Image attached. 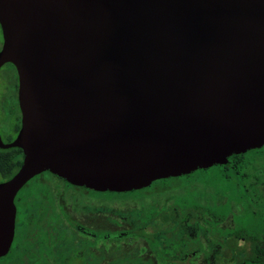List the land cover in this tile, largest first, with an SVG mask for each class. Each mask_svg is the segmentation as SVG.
Returning <instances> with one entry per match:
<instances>
[{
    "label": "water",
    "instance_id": "1",
    "mask_svg": "<svg viewBox=\"0 0 264 264\" xmlns=\"http://www.w3.org/2000/svg\"><path fill=\"white\" fill-rule=\"evenodd\" d=\"M0 67L18 76L15 196L49 171L129 191L264 146V0H0Z\"/></svg>",
    "mask_w": 264,
    "mask_h": 264
},
{
    "label": "rangeland",
    "instance_id": "2",
    "mask_svg": "<svg viewBox=\"0 0 264 264\" xmlns=\"http://www.w3.org/2000/svg\"><path fill=\"white\" fill-rule=\"evenodd\" d=\"M15 74V67L9 63H5L0 68V102L2 84L8 82L9 76ZM13 123L14 118L6 114L1 102L0 127L5 129L4 133L13 134ZM258 153L246 169L245 181L255 187L253 192L264 196V183L255 178L256 175H259L260 179L264 178V147ZM215 169L213 167L207 173L196 171L191 174L190 179L197 181L186 188L185 194L177 195H181V200L173 197L172 194L183 190L177 187L181 184L182 178L171 179L169 187L153 194L148 188L144 192L115 195L84 190L74 185L65 186L59 177L49 171H43L31 178L17 194L31 195L27 217L34 218L35 224L32 227H35V231L39 233L43 228L46 230L50 228L52 221L49 220L48 214L55 197L63 192L67 201L66 211L70 220L64 214L60 215V219L58 218L61 222L52 230L53 252L41 251L36 242H32V248L36 253L44 254L41 261L43 264H49L47 262L49 258L54 257L59 260L61 255L72 262L79 254L83 256L86 264H114L113 262L117 260H114L116 257L114 259L110 257L112 250L103 249L100 252L94 248H84L79 241L80 236L76 233V230L83 226L100 229L103 232L122 230V234L127 229L138 230L142 235L141 240L120 247L124 253H135L127 255L132 258L131 264H211V261L216 260L214 251L225 247L224 244L218 246L224 239L219 228L232 229L235 227L234 221L237 223L246 220L248 230L264 234V219L258 211L251 213L248 209L249 197L246 198L222 181L217 183L218 186L201 182L200 178L211 175ZM63 187H68L70 190L65 193ZM143 197L146 198L142 199ZM253 197L254 194L251 198L256 200ZM206 202L219 204L214 209L220 210V215L226 214L220 217L218 226L214 228L208 223L210 218L200 205ZM164 213L170 216L165 222L162 219ZM150 241H154L155 244L152 245ZM248 244L246 240H239V245L246 250L249 248ZM136 247H141L143 253ZM120 259L122 258H119L118 262ZM219 264L227 263L219 260Z\"/></svg>",
    "mask_w": 264,
    "mask_h": 264
},
{
    "label": "trees",
    "instance_id": "3",
    "mask_svg": "<svg viewBox=\"0 0 264 264\" xmlns=\"http://www.w3.org/2000/svg\"><path fill=\"white\" fill-rule=\"evenodd\" d=\"M263 147L264 146H261L259 148L250 149L244 153L231 154L230 156H228L227 161L223 164H216V165H212L206 168H198L190 173L182 174L179 176L158 179V180L153 181L150 185L140 188V189H134V190H129V191L106 190V191H97V192L122 195V194H128V193L130 194L138 193L139 191L144 192L149 188V192L153 194V193L161 191V189L169 187L170 186L169 181L171 179L182 178L181 184H179L177 187H181L183 188V190L181 192L172 194L174 195L173 197L175 198L177 197L180 199L181 195L179 196L177 195L183 194V193L185 194L186 188L193 185L197 181V180L190 179L191 174H193L196 171L207 173L209 172L211 168L215 167L216 169L213 170V172H211V175L200 178L201 182L204 184H208V185L215 184L218 186L217 183L219 181H222L228 186H230L231 188L233 187L234 189L238 190L239 193L245 196L246 198L249 197L250 202H247V204H248V209L251 211V213H257L256 211H258L264 219V196L253 192V188L255 187L251 185L250 183L247 184L245 181V178L247 176L246 169L251 165V163L254 161V157L259 154L258 152H260V150ZM5 156L8 158V161H9V172L4 174V176L2 177L3 180L8 179L19 168L22 162V157H23L22 150L20 148H17V147H10V148H5V149L0 148V168L2 167V163H3L2 159ZM256 176L257 177L255 178L257 180L259 179L261 180V182L264 183V178L260 179V177H258L259 175H256ZM63 180L66 183L70 184L65 179ZM171 186L175 187V185H171ZM77 187H80L84 190L96 191L93 189H89L85 186H77ZM253 194L255 196L253 198H256V200H253L251 198ZM146 197H143L142 199H145ZM200 205L205 210V212H207L208 217L210 218L208 223L209 224L211 223L213 228L215 226H218L220 217L226 215V214L220 215L219 214L220 210L214 209L216 208L215 206H219V204L206 202V203H200ZM212 209H214V211ZM168 217L170 218L168 213H164L162 215L163 221L165 222L168 219ZM242 222L244 224H242ZM74 223L75 222H73V224ZM56 224H59V222H54V224L51 226V231H52V227H55ZM234 225L235 227L232 229L230 228H223V229L219 228L218 229L224 238L222 239L223 243L220 242L218 246H222L224 244L225 247L222 250L216 249L214 251V258L216 260L211 261V264H219V260L225 261L227 264H264V234L263 233H253L250 230H248L249 228L247 229L248 226H246L247 225L246 220H243L240 222L237 221V223L236 221H234ZM121 231L122 230L103 232L100 229L95 230L90 227L83 226V227H79V229L76 230V233L78 234V236H80L79 241L83 244L84 248L85 247L94 248L98 251L99 250L102 251L103 249L107 251L112 250L111 251L112 254L110 257H112V259L116 257L114 260H117L113 262L114 264H131L130 260H132V258L128 257L127 255H132L135 253L134 252L124 253V250H121L120 247L123 244L127 245L132 242L133 243H135L136 241L138 242L139 240H141L142 235L136 229H127L125 230L124 234H122ZM104 234L105 236H103ZM240 239L244 241L245 240L248 241L249 243L248 250L242 247V245L241 246L239 245ZM150 243L152 245L155 244L154 241H150ZM136 248H140V251L143 253V249H141V247H136ZM125 251H128V250H125ZM138 254H141V253L138 252ZM119 258H122L120 259V262H118ZM66 263L68 262L64 260V264ZM70 264H86V261H84L83 256L79 254L77 258L74 259Z\"/></svg>",
    "mask_w": 264,
    "mask_h": 264
},
{
    "label": "flooded vegetation",
    "instance_id": "4",
    "mask_svg": "<svg viewBox=\"0 0 264 264\" xmlns=\"http://www.w3.org/2000/svg\"><path fill=\"white\" fill-rule=\"evenodd\" d=\"M2 44H3V36H2V29L0 26V49L2 47ZM2 86H3L2 93H1L2 106L6 109V114H9L11 117L14 118V123L12 125L13 134L4 133L5 129L0 127V138L3 143H8L12 141L13 138L16 136L20 128V125H21V111H20L19 103H18L17 73L15 74V76H9L8 82L3 83ZM1 149H5V148H1ZM2 161H3L2 167L0 168L1 169L0 170V181H3L2 177L4 176V174L9 172L8 158L5 156L3 157ZM59 179L63 181L65 186L73 185L71 183L70 184L66 183L61 177H59ZM62 189L65 190V193L66 191L70 190L68 189V187H63ZM31 200L32 198H31V195L29 194L28 195L20 194L19 196L18 194H16L15 196L14 202L16 206V215H15L14 235H13V239H12V242L10 244L8 251L6 252V254L0 257V264H43V262L41 261H43L42 258L44 257V254H41L40 252L36 253V251L32 248V242H36L38 249L41 251L45 250L48 252H53L52 250L53 243L51 240L53 233L51 231V226L54 224V222H61L59 220L60 215L64 214L66 217H68L67 216L68 213L66 211L67 201L64 198L63 192L61 194H58V196L55 197L53 206L51 209L49 208L50 210L48 214L49 220L52 221V223L50 224V228H47V230L43 228L41 229V233H39L35 231V227L34 228L32 227L35 224L34 218L27 217L28 216V212H27L28 203ZM55 227H52V230ZM103 236H105V234ZM59 237L64 238V236L63 237L59 236ZM64 260H66V262H68L69 264L71 263L66 259L64 255H61L59 260L57 258L55 259L54 257L53 259L49 258V260L47 259V262L49 264H56V263L64 264Z\"/></svg>",
    "mask_w": 264,
    "mask_h": 264
}]
</instances>
